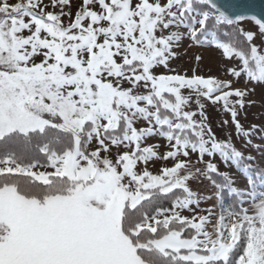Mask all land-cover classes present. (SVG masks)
<instances>
[{"label":"snow or ice","instance_id":"6c2138e0","mask_svg":"<svg viewBox=\"0 0 264 264\" xmlns=\"http://www.w3.org/2000/svg\"><path fill=\"white\" fill-rule=\"evenodd\" d=\"M258 104L253 0H0V264H264Z\"/></svg>","mask_w":264,"mask_h":264},{"label":"rangeland","instance_id":"374dc122","mask_svg":"<svg viewBox=\"0 0 264 264\" xmlns=\"http://www.w3.org/2000/svg\"><path fill=\"white\" fill-rule=\"evenodd\" d=\"M192 53H189V56H191ZM219 63L218 57H216L214 54H205V61L203 65L201 66V72L205 75H218L219 69L217 68V64ZM185 68H191L192 64L190 62L184 64ZM208 68H212V72H208ZM189 74H191L189 72ZM259 92V89L257 90ZM257 99H259V96H257ZM209 115L213 123V128L217 132L218 135H223L222 131L219 128H216V122L217 117L215 113L212 111V109H209ZM264 122V107L260 106L259 104L257 106H254L248 110V119L247 121H242V123H245V127H247L249 124H260Z\"/></svg>","mask_w":264,"mask_h":264},{"label":"water","instance_id":"95a60500","mask_svg":"<svg viewBox=\"0 0 264 264\" xmlns=\"http://www.w3.org/2000/svg\"><path fill=\"white\" fill-rule=\"evenodd\" d=\"M253 2L255 3L257 8L264 6V0H253Z\"/></svg>","mask_w":264,"mask_h":264}]
</instances>
